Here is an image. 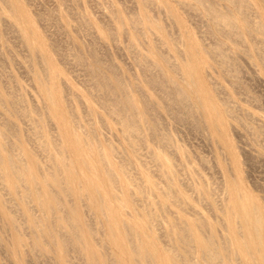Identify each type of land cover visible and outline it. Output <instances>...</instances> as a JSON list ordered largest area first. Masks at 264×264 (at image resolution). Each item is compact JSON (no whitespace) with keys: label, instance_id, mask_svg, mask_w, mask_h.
Wrapping results in <instances>:
<instances>
[{"label":"rangeland","instance_id":"rangeland-1","mask_svg":"<svg viewBox=\"0 0 264 264\" xmlns=\"http://www.w3.org/2000/svg\"><path fill=\"white\" fill-rule=\"evenodd\" d=\"M1 1L3 0H0V13L2 12ZM16 1L20 6L19 11H25L31 16V27L41 36V55L48 58L50 70L57 74L56 79L51 80V86L56 106H58L57 101L61 100L59 102L61 111L58 112V116L62 117V120L58 121L54 117H49L44 111L45 100L42 99L43 94L34 79L35 71L40 70L41 65L32 55L30 51L32 48H28L23 43L19 31L3 20L5 16L2 15L3 17L0 18V88L16 99L18 104L27 106L26 109L15 114L17 117H14L0 104V129L11 135V141H8L10 146L3 152L8 151L17 157L21 155L20 147L18 148L20 143L16 142L15 136H17L36 158L37 165L46 171L49 178L47 185L51 183V175L56 171L52 165L51 155L47 149H43V146H46L42 139L44 129L37 130L35 115L29 112L31 107L36 106L44 111L40 114L45 120V128L58 143L57 150H61L60 155L56 154L60 162L65 164L61 169V176H77L84 181L86 190L91 191L86 180L88 172L75 156L74 145L69 141L70 131L72 137H75L76 133L86 146L96 149L103 158L104 154L107 155V159L117 171L116 185H112L108 180L106 182L100 168L93 167L94 170L90 174L93 181L98 184L103 197H106L107 205L116 213V217L126 222L130 229L133 226L137 229L134 239L139 236L145 237L144 232L147 231L150 237L155 238L159 249L170 250L173 248L171 236L180 234L182 221H187L198 223L193 224L192 229L200 236L206 238L209 235H216L220 245L225 238L229 237V246H232L240 239V233L250 232L251 247L259 248L261 240L264 239V233L260 240L252 229L239 230L241 221L238 216L236 214L232 216L229 209H226V205L236 192L248 193L249 196L242 199L248 200L249 204L255 201L258 209L264 214V63L260 61L264 58V50L260 45L264 37L251 33L248 27H242L237 8L225 0H208L222 12L230 14L240 26L239 37L227 39L222 37L228 36L227 29L223 34L217 33L216 24L196 0H156V3L150 5L148 9L153 32L135 41L132 39V29L125 30L123 33L117 32L116 23L112 19L114 16L112 9L122 11L126 18L134 17L140 13L139 0ZM246 1L251 22L264 24V5L259 0ZM162 6L171 13L169 16ZM62 14L67 15L72 24L70 33L65 31L58 18ZM80 14L86 15L99 27L111 29L112 38H105L103 33L91 28L79 26L77 28ZM50 18H53V21ZM71 37H76L84 45L85 50L95 48L101 57L100 64L104 67H114L118 74L125 78L127 92L131 91L139 103L143 98L142 95L145 94L153 97L155 102L163 104L166 101L160 88L145 87L144 92H139L136 88L142 85L147 77L155 78L159 75L154 70L150 71L151 68L148 69L149 74L145 73L148 68L145 58L149 55L148 49L154 44L157 47L155 53L160 52L168 56L171 63H179L183 60L175 51L185 56L189 54L190 46L201 45L208 50L217 43H224L227 54L237 59V71L231 69L224 72L217 65L215 56L208 57L213 68L205 75V80L214 94L215 107H220L227 112L221 115L223 124L220 128L215 130L211 127H200L184 113L180 115V119H176L175 114L161 115L163 124L161 132L167 135L174 145L170 147L171 149H167L170 155L168 159L175 172L174 179L182 184L179 185L181 188L185 186V190L184 188L181 190L186 192L183 195L188 203L179 204L177 208L173 206L175 199H172V203L171 199L165 202L161 199L163 198L161 193L167 191L166 184L170 182V176L166 175L167 170L160 166L161 161L159 157L157 158V154L162 155V148L159 149L158 142H151L152 139L147 130L141 132L139 139H132L137 144L135 147L131 145L121 121L111 114L112 109L100 98V90L95 84L96 79L91 77L88 70L91 59L88 58L82 66L76 63L77 49L74 48ZM193 52L196 57H199L198 50ZM169 105L173 104L169 101ZM7 117L11 118V122H6ZM75 128L78 130L74 131ZM122 167L128 168V178H135L134 180L146 191L152 187L150 182H146L147 177L156 183V187L164 191L161 190V193L157 189L148 191L145 194L146 199L138 193L130 192L129 195L125 191L123 193L122 185H126V182L121 172ZM114 186L121 188L119 197L122 202L120 204L115 203L111 195L110 189ZM0 193L3 195L2 200L6 203L8 212L13 213L11 215L15 217L19 228V234L15 229L8 231L0 215V227L4 229V232L0 233V264H19L9 252L4 250L6 247L3 238L8 237L11 242L14 240L26 242L33 236L24 215L20 212L19 205L13 198V194L9 189L7 190V186L0 184ZM80 194L83 199L87 196L86 192ZM29 206L34 214L38 213L33 204ZM86 206L80 209L83 216L82 226L88 228V225H91L97 230L95 239L98 240L99 254L108 256L114 264L129 261V256H126L125 260L117 258L119 256L117 249L110 240L108 243V239L103 237L108 231L105 226L106 219H101L102 223L98 221L99 215L97 217L92 210L95 207L94 203L89 207ZM137 210H141V213L151 211L152 217L140 219ZM229 219L231 221H228ZM151 221L154 224L153 230L148 229ZM141 222H148L149 225L142 227ZM86 239L90 240L87 237ZM121 240L126 241L123 238ZM236 246L237 244L233 248ZM262 249L263 254L255 253L258 264H264V241ZM37 251L38 254L35 256L31 246L23 245L22 264H55L51 259V257L54 258L51 253L46 254L36 249ZM193 251V261L196 264L211 262L224 264L223 256L222 261L206 260L200 253H196L195 244ZM68 255L70 264H88L81 254L70 252ZM247 259L248 257L241 254L236 257L238 261L236 264H250Z\"/></svg>","mask_w":264,"mask_h":264},{"label":"bare ground","instance_id":"bare-ground-1","mask_svg":"<svg viewBox=\"0 0 264 264\" xmlns=\"http://www.w3.org/2000/svg\"><path fill=\"white\" fill-rule=\"evenodd\" d=\"M196 1L205 9L208 16L216 24L217 33L223 34L225 29H227L226 32H228V36L222 37L227 39L239 37L240 26L230 14H226L211 5L208 0ZM225 1L237 8L242 27H248L251 33L264 37V24L258 22L253 24V22H251L246 0ZM259 1L264 5V0ZM1 2L2 12L0 13V18L4 15L5 17H3V20L9 22L19 31L23 43L26 44L28 48H32L30 49L32 55L38 59L41 65L40 70L35 71L34 79L39 85L40 92L43 94L42 99L45 100L44 111L49 117H54V119L56 118L58 121L62 120V117L59 118L58 116V112L60 113L61 111L59 105L61 100L57 101L58 106H56L51 86V80L56 79L57 74L50 70L48 58L41 55V36L31 27V16L27 15L25 11H19L20 6L16 0H3ZM154 3H156V0H139L138 7L140 13L134 17L128 18L124 16L122 11L112 9V14L114 15L112 19L116 23L115 27L117 32L123 33L125 30L132 29L131 35L132 39L135 41L140 40L142 36L147 37V34L152 33L154 30L152 29L153 26H151L152 19L149 17L148 11L150 5ZM162 9L168 16L171 14L166 11L165 7L162 6ZM58 18L61 20L62 26L66 29L65 31L70 33L72 31V24L70 23L69 17L62 14ZM78 26L80 28L94 29L99 33H103L105 38H112L111 29L110 31L107 28L97 26V24L93 23L86 15L83 16L82 14L79 16L76 27L78 28ZM71 42L74 48L77 49V64L82 66L88 58L91 59L88 70L91 77L93 76L96 79L95 84H97L96 86L100 90V98L103 99L102 102L105 105L112 109L111 114L121 121L127 136H129L128 139L131 145L135 147L137 144L134 140L139 139L141 132L147 130L152 139L151 142H158L159 149L162 148V155L160 156L157 154V158L159 157L158 159L161 161L162 165L160 166L167 170L168 173L166 175L170 176V182L166 184L168 192H163L164 190L161 189L163 192L161 193L160 188L156 187V183L152 181L150 177H147L146 180V182L148 181L152 184L151 189H148V191L152 192L153 190L156 191V189L160 191L163 197L161 199L164 200V202L165 200L168 201L171 199L170 201L172 203V199H175L176 204L174 202L173 206L175 205L176 207L179 206V204L188 203V201H185V195H183L186 194V192L182 191L183 188L185 190V186L181 188L179 185L182 184L174 179L175 172L168 159L170 155L167 153V149L174 145L172 140L161 132V127L163 125L161 115L175 114V118L177 119L184 113L188 118H191L192 121L200 125V127H211L215 130L220 128L223 124L221 115L227 112L220 107H215L214 94L210 91L207 81L205 80V75L213 68L208 57L215 56L217 58V65L224 72H228L231 69L237 71V59L227 54L224 43H217L213 48L208 50L201 45L195 47L190 46L188 51L189 54L185 56L175 51V53L181 55L183 60L179 63H171L168 56L160 52L155 53L157 47L153 43L154 45L152 46L154 47L150 46L148 49L149 55L145 58V62L148 64L145 73L149 74L150 71L154 70L159 75L155 78L147 77V79L142 82L143 84L138 85L136 88L139 92H144L145 87L154 89L160 88L163 96L166 97V101L163 104L160 102L158 103L154 101L153 97L145 94L142 95L143 98L139 103L131 91L127 92L128 88L127 83H125V78L122 77L120 73L118 74L114 67H104L100 64L101 57L98 55L95 48H87L85 50L84 45L79 42L76 37H71ZM260 42L262 50H264V38L261 39ZM193 50L199 51V57L195 56ZM260 61L264 63V58ZM149 68H151L150 71H148ZM169 101L173 105H169ZM0 104L14 117H17L15 114L19 111L27 108L24 104H18L16 99L10 94H7L2 88H0ZM44 111L38 109L36 106L31 107L29 110L31 114L35 115L34 118L37 130L44 129L42 139L46 146H43V149H47L48 153L51 155L52 165L56 171V173L51 175V183L49 185H47L49 178L46 171H44V168L37 165L36 158L25 148V144L20 138L15 136L17 139L16 142L20 143L18 145L21 151L19 157L8 151L5 153L3 152L10 146L8 141H11V135L7 131L0 129V184H3L5 187L7 186V190L9 189L10 193L13 194V198L19 205L20 212L24 215L25 222L33 236L26 242L25 240H19V242L18 240H14V242H11L8 240V237L3 238L6 247L4 250H6L7 253L9 252L11 257L19 264H22L23 260V245L31 246L34 249L35 256L38 254L36 249L46 254L51 253L52 256H54V258L51 257V259L55 264H70L68 255L70 252H76L78 255L81 254L88 264H114V262L109 260L108 256L102 253L99 254L98 240L95 239L97 234L95 227L88 225L89 227L85 228L82 226L83 216L80 209L86 205V207H89L92 203L95 205L92 209L93 212L97 214H95L97 217L98 215L101 217H98V221L102 223L101 219H106L105 226H107L108 231L104 233L103 237L108 239V243H110V240L115 246L119 254L117 258L120 257V260H125L126 256H129V261H125L123 264H196L193 261L194 244L197 247L196 253H200L206 260L222 261L223 259L224 264H236L238 263V258L236 260V257L244 254L248 257V263L258 264L255 253L263 254L262 247L264 239L263 241L261 239L264 233V214L258 209L255 201L249 204L248 200L242 199L247 198L249 196L248 193L241 194L236 192L226 205V209H229L233 214L232 216H234V214L238 216L239 221H241L238 227L239 230L242 228L246 231L252 229L256 235H258L261 240L259 248L251 247L250 242L252 240V235L250 232L240 233V239L235 242L237 246L233 248L235 244L229 246V237L225 238L222 245H220L221 243L216 235H209L206 238L200 236L198 232H194L192 229L193 224L198 223H188L187 221H182L183 225L181 226L180 234L175 232L178 235L175 234L171 236L173 238L170 240L171 243L173 240L172 250L165 248L159 249L155 238L150 237L147 231L144 232L145 237L142 238L139 236L134 239L133 237L136 235L135 232H138L137 229L134 226L130 229L126 222L116 217V213L107 205L106 197H103L98 184L93 181L92 175L90 174L94 170L93 167L100 168L104 173L106 182L108 180L112 185H116L118 175L115 166L109 162L106 154H104L105 156L103 158L96 149L91 146H86L82 138L76 133L75 137H72L70 131L69 141L74 145L73 149L75 156H77L88 172L86 180L90 185L91 191L86 190L84 181L77 176H61V169L65 164L60 162V159L56 156V154H61V150H57L58 143L45 128V120L40 114V112ZM2 114H4V112H2ZM6 122H11V118L7 117ZM77 130V128L74 129V131ZM95 155L97 157H94ZM121 172L126 182V185H122V192L124 193L125 191L128 195L130 192H133V194L138 193L146 199L145 194H147L148 191L139 185V183L134 180L135 178H128V168L122 167ZM110 191L115 203L120 204L122 202L119 197L121 188L114 186ZM82 192L87 193L85 199L81 198L80 193ZM157 195L158 194H156V196ZM156 196L155 198H157ZM2 198L3 195L0 193L1 221L5 224L8 231L11 232L13 229L18 231V223L15 217L11 215L13 213L10 214L8 212L6 203ZM30 204H33L38 215L33 213L34 211L31 210ZM164 205L162 207H164ZM166 207L165 205L164 208ZM137 212L140 219L152 217L151 211L148 213H141V210H137ZM228 221L231 220L229 219ZM147 224L148 222H141L140 225L143 227ZM153 228L154 224L151 221L148 229L153 230ZM3 232L4 229L0 227V233ZM86 237L90 238V240L86 239ZM121 238L126 241L121 240ZM174 244L178 247L175 248ZM225 251L227 253H225ZM222 256L224 258H222ZM113 260L115 261V259ZM209 264L217 263L211 262Z\"/></svg>","mask_w":264,"mask_h":264}]
</instances>
